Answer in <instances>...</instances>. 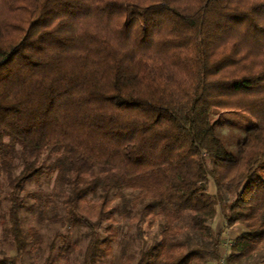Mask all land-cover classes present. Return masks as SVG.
<instances>
[{
  "label": "trees",
  "instance_id": "1",
  "mask_svg": "<svg viewBox=\"0 0 264 264\" xmlns=\"http://www.w3.org/2000/svg\"><path fill=\"white\" fill-rule=\"evenodd\" d=\"M1 3L0 264H264V0Z\"/></svg>",
  "mask_w": 264,
  "mask_h": 264
},
{
  "label": "rangeland",
  "instance_id": "2",
  "mask_svg": "<svg viewBox=\"0 0 264 264\" xmlns=\"http://www.w3.org/2000/svg\"><path fill=\"white\" fill-rule=\"evenodd\" d=\"M8 14H7V9L5 8V6L1 3L0 4V21H5L8 18ZM220 125L222 126L223 130L225 129H231V130H235V125H242V126H247L253 122H255L258 125H262L264 124V120L263 119H249L247 116L241 114V113H236V114H221L220 115ZM234 123V124H233ZM234 125V126H233ZM210 191L214 190V186L212 184H210L209 187ZM85 208L88 209V206L85 205ZM90 208V207H89ZM96 210V209H95ZM95 210L92 211V213L95 212ZM219 215L216 216L215 221H214V225H216L218 223V219H219ZM238 225L232 227V228H228L225 233L223 234V240L225 241L224 238H228L231 239V237L229 236V231L230 230H234L235 228H237ZM14 254V253H13Z\"/></svg>",
  "mask_w": 264,
  "mask_h": 264
},
{
  "label": "built area",
  "instance_id": "3",
  "mask_svg": "<svg viewBox=\"0 0 264 264\" xmlns=\"http://www.w3.org/2000/svg\"><path fill=\"white\" fill-rule=\"evenodd\" d=\"M225 241H222V254L218 261L214 262L213 264H226L225 257L228 250V247L231 244V239L228 240V238H224Z\"/></svg>",
  "mask_w": 264,
  "mask_h": 264
},
{
  "label": "crops",
  "instance_id": "4",
  "mask_svg": "<svg viewBox=\"0 0 264 264\" xmlns=\"http://www.w3.org/2000/svg\"><path fill=\"white\" fill-rule=\"evenodd\" d=\"M222 224V219L219 217L217 225ZM242 232L241 227L238 225L237 228L234 230L229 231V236L231 237V240L234 239L236 236H238Z\"/></svg>",
  "mask_w": 264,
  "mask_h": 264
}]
</instances>
